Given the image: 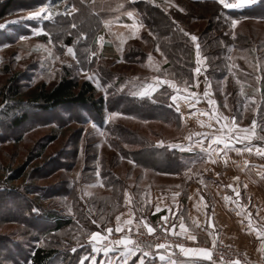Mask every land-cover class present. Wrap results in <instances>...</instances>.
I'll list each match as a JSON object with an SVG mask.
<instances>
[{"label": "rangeland", "instance_id": "rangeland-1", "mask_svg": "<svg viewBox=\"0 0 264 264\" xmlns=\"http://www.w3.org/2000/svg\"><path fill=\"white\" fill-rule=\"evenodd\" d=\"M193 1L13 0L0 18L4 25L0 28V240L9 244L8 252L0 244V264H27L13 243L23 251L29 245L55 247L58 258L52 264H60L62 256L71 261L73 249L81 251L74 264H116L115 257L106 261L101 251L93 252L92 243L99 248L122 246L113 242L147 230L144 224L115 231V217L123 210L119 197L132 192L147 211L150 185L166 178L130 166L120 155H135L141 144H148L146 151L151 155H178L172 146L187 142L195 152L200 117L191 111L200 102L208 115L216 111L228 117L225 123L235 118L237 129L251 118L260 124L264 121L260 105L256 112L244 111L249 94L257 104L262 99L264 107V0L241 8H225L216 0L223 9ZM5 2L0 0V8ZM213 10L216 14H209ZM35 12L41 15L35 17ZM233 20L238 21L235 27ZM165 51L176 54L174 66L168 64ZM172 70L179 74V81ZM65 76L90 81L95 95L104 100H139L156 94L161 102L175 107L178 119L171 123L142 120L115 106L109 111L104 105L99 122L79 106L44 111L29 101L39 87L50 88ZM156 77L172 81L180 91L162 84L147 96L138 95L155 84ZM170 94L178 99L171 101ZM22 114L26 119L14 126L13 120ZM19 167L23 176L8 181ZM46 212L72 219L73 224L53 233L29 227L30 223L45 227ZM153 221L147 225L153 228ZM108 228L113 232L108 233ZM94 232L104 239L92 241ZM143 244L150 245L129 246ZM14 253V259H9ZM1 255L8 257L4 260Z\"/></svg>", "mask_w": 264, "mask_h": 264}, {"label": "crops", "instance_id": "crops-1", "mask_svg": "<svg viewBox=\"0 0 264 264\" xmlns=\"http://www.w3.org/2000/svg\"><path fill=\"white\" fill-rule=\"evenodd\" d=\"M172 96L170 94L171 101ZM179 97L181 99L182 95L180 94ZM245 97L244 111L256 112L259 105L260 110L264 108L262 99L260 104L259 102L257 104L251 94ZM204 106L200 102L199 107L191 111L192 115L200 117L196 125L197 133L204 135L197 136L195 152L188 149L187 140L184 141L187 143L181 147H176V150H179L178 155H170L174 164L171 172L158 168L161 164L164 166V155H120L121 160L126 161L130 166L149 170L166 178L163 182H152L150 185L152 194L149 199L150 208L147 211L142 210L137 204L132 192L126 191L124 196L120 195L119 200L122 201L123 210L116 215L114 228L116 229L117 226L122 230L137 228L152 223L155 217H168L167 223L171 233L185 240V248L210 250L216 243L222 242L241 250L245 255V264H264L262 251L264 236L259 235L264 233V156L258 155L255 151L256 147L264 148V127H262L264 121L260 120V124L255 118H251L242 126L243 129L250 128L252 121H256L255 135L252 136L251 141L238 142L233 139L225 149L223 144L216 145L205 137L226 133L227 129L222 128V125L227 124L228 127L229 125L232 127V120L225 123L220 119L217 123L218 112L212 111L213 115H208L209 111L203 109ZM257 124L261 127L257 128ZM239 126L236 124V128ZM246 145L252 147L253 151H237L245 149ZM128 197L131 198V203L128 202ZM118 216L119 222L116 219ZM129 219L132 220L131 225L125 223ZM180 223L185 225L187 231H181ZM173 224L176 225L175 228H172ZM189 235H194L196 239H189ZM111 246V244L107 246L112 249L107 255L103 250L100 254L102 258L106 257V261L108 257H115L118 260L116 264H127L129 259H131L130 264H140L141 259L144 264H218L203 256L185 255L181 251L173 257L165 250L155 249L147 244L135 247ZM128 249H132L135 254L127 255ZM161 255L165 256L164 261L160 260Z\"/></svg>", "mask_w": 264, "mask_h": 264}, {"label": "trees", "instance_id": "trees-1", "mask_svg": "<svg viewBox=\"0 0 264 264\" xmlns=\"http://www.w3.org/2000/svg\"><path fill=\"white\" fill-rule=\"evenodd\" d=\"M193 2L213 3L218 8H221L216 0H198V1L196 0ZM12 4H13V0H7V2H5V4L0 8V18H2L4 14H6V11L12 7ZM151 8H153V10L155 11L156 7H151ZM221 9H223V7ZM210 13L212 15L216 14V10L209 12V14ZM240 14L241 12H239V15ZM165 54L169 61L168 64L170 66H174V64L172 65L171 62L176 60L174 57L176 54H172L170 56V53L166 51ZM189 59H191L190 61H192L191 55H189ZM173 72H174L173 77L179 81L180 76H177L179 74H176L175 71ZM10 91L13 92L14 94L18 93L16 89L14 90L11 89ZM95 94H96L95 86L90 81L88 80L80 81L75 77L65 76L62 77L60 80H58L50 88H46L45 86L39 87L36 91L30 94L29 101L38 105L44 111H52L56 108L63 106H79L87 109L90 112V114H92V116L95 118V120L99 122L102 118V111L104 105H106L109 111H111L113 106H115L118 107L119 112L127 113L130 115L132 114L136 116L138 119H142V120H159L164 123H171V122H176L178 119L177 118L178 114L174 110V108L171 105L161 102L160 99L156 96V94L154 95V97L152 96L150 98H144L139 100H135V99L133 100L131 98H126V97H117L113 101L110 98L104 100L101 96H96ZM25 119H26V114H22L13 120V125L14 126L20 125L22 122H24ZM147 146L148 144H143V145L141 144L140 148L138 149L139 151H135L134 154L151 155L152 153L150 154L148 153V151H146ZM163 155H164L163 156L164 166H162L161 164V167L158 168H161V170L163 171L171 172L172 166H174L173 160L171 159L169 154L165 153ZM22 176H23V168L19 167L14 170V173L10 175L7 180L12 181L15 179H19ZM25 210L28 209L26 208ZM44 218H47V220H49L47 224L44 223L45 227L41 228L38 225H34V223H30L29 227L34 228L38 231H46L47 233L49 232L53 233L60 231L66 226L73 224L72 219L63 218L53 212H46ZM20 222L25 223L22 221ZM4 242L5 243H3L2 240H0V244L5 248L3 251L8 252V249H6L7 245H9L8 241L4 240ZM11 246L15 248L17 247V250L15 252L19 254V258L24 260L27 264H52V262L56 258H58L59 251L55 247L29 245V249L23 251V249L19 248L17 243H13ZM87 252L89 253V250ZM16 253L9 254L8 255L9 257L6 255H1V257H3L2 259L4 260L7 259V257L9 259H14V255ZM80 253L81 251H77V250L73 251L72 255H70L71 261L68 262L66 261V256H62L60 259V264H74L75 261H76L75 263H77L80 258L79 256ZM72 260H74V262Z\"/></svg>", "mask_w": 264, "mask_h": 264}, {"label": "snow or ice", "instance_id": "snow-or-ice-1", "mask_svg": "<svg viewBox=\"0 0 264 264\" xmlns=\"http://www.w3.org/2000/svg\"><path fill=\"white\" fill-rule=\"evenodd\" d=\"M219 2L221 4H223V6L225 8H241V7H244L245 5H250V4L255 3L256 0H240L239 3H235V4L234 3H228L227 0H219ZM41 11H43V9ZM73 11H75V8L74 7H73ZM32 15L35 16V17H38V16L41 15V12H35ZM128 15L131 16L132 13L129 12ZM46 18L50 19L51 18V13H48V16ZM237 23H238V21L233 20L232 21L233 27H235V25ZM2 27H4V25H0V28H2ZM73 27H75V25H73ZM186 35H187V33H186ZM191 39H192V41H196L197 40V37L193 35V36H191ZM196 47H197V57H198L197 64L199 65L200 64V59H199V45L197 44ZM68 53L74 55L73 49L72 48H68ZM195 71L197 73H199L200 72V67H197L195 69ZM89 78H91V77H89ZM154 79L156 80V83L153 84V85H149L143 91L139 92L138 95H140L141 97L147 96V95H149V93L151 91H155L156 88H158L162 84H167L169 87L176 89L177 92L180 91V89L177 87V85H175L172 81H169V80H161L159 77H156ZM204 95L205 96L208 95L207 89L205 90ZM171 99L173 101H176L178 99V97L176 95H174V96L171 97ZM209 103L212 104V103H214V101L209 100ZM177 111H179V106L178 105H177ZM220 119L228 120V117H220V116H217L216 117L217 123H219ZM232 124H233L232 127H228L227 124L222 125V128H226L227 129V132L226 133H222L220 135H215L213 137H205V138L211 139V142L214 143V144H216V145L223 144L225 149H227L229 147V143L233 139L237 140L238 142L239 141H245V140L246 141H249V142L251 141L252 136L255 135V129H256V121L255 120L252 121L251 127L250 128H247V129H239L238 130L236 128L235 118H232ZM94 127H95V125H94ZM209 127H211V125H209ZM233 133H235V135H233ZM196 135L203 136L204 134L196 133ZM189 139H191V137H189ZM172 147H177V145H173ZM209 147H211V145H209ZM237 151H248V152H252L253 151V148L246 145L245 149H241V150H237ZM255 151H256V153L258 155L264 156V148L256 147ZM97 175H99V173H97ZM229 187H231V185H229ZM177 195H179V193H177ZM126 197H127V194H126ZM127 199H128V202L131 203V198L128 197ZM226 199H227V197H226ZM157 211H159V208H157ZM116 219L119 222L120 217L118 216ZM163 219L165 221H167L168 217H163ZM93 222L95 223V221H93ZM125 223L127 225H131L132 224V220L129 219ZM249 226H251V221H249ZM145 227H147V230H148L149 233H152L154 231V229L151 226H148L147 224H145ZM175 227H176V225L173 224L172 225V228H175ZM179 227H180V229H181L182 232L187 231V229L185 228V225L183 223H180ZM121 230L122 229L119 226H117V228L115 229V231H117V232H119ZM107 232L108 233H112L113 232V229L112 228H108L107 229ZM259 235L260 236H264V233H260ZM188 238L191 239V240H195L196 239V237L194 235H189ZM102 239H104V237L101 235L100 232H94V233L91 234V240L92 241H99V240H102ZM113 243L123 244V245L127 246L129 244H133L134 241H132L129 238H124V239H120V240L114 241ZM157 247H159V248H166V245L165 244H159V245H157ZM179 247H180V251L183 252L185 255L194 254V255L203 256L207 260H211L212 259V253H211V251L208 250V249H206V248H185L182 245H180ZM101 250H103L104 253H105V255H107L109 253V251H111L112 249L108 248L107 246H105V247H103V249H101V248L97 247L95 244H93V251L94 252H99ZM73 251H75V249H73ZM134 254L135 253H134V251L132 249H128L127 255H134ZM145 255H148V253H145ZM160 260L161 261H164L165 260V256L164 255H161L160 256ZM81 264H83V261H81ZM93 264H95V261H93ZM140 264H144L143 259L140 260Z\"/></svg>", "mask_w": 264, "mask_h": 264}, {"label": "built area", "instance_id": "built-area-1", "mask_svg": "<svg viewBox=\"0 0 264 264\" xmlns=\"http://www.w3.org/2000/svg\"><path fill=\"white\" fill-rule=\"evenodd\" d=\"M152 233L148 230H140L137 233L127 235L134 241L133 244L148 243L155 249H163L170 256H177L180 252V245L183 247L186 245L185 240L179 238L178 236L172 234L169 231L167 221L162 219V217H155L153 221ZM167 229V230H166ZM165 244L166 248H159L157 245ZM262 251L264 252V242L262 245ZM212 262L218 264H245L246 259L244 253L231 246L222 242H218L211 249Z\"/></svg>", "mask_w": 264, "mask_h": 264}]
</instances>
